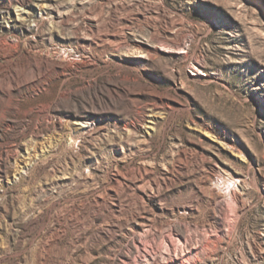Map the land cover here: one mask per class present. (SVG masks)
<instances>
[{
	"label": "rangeland",
	"instance_id": "obj_1",
	"mask_svg": "<svg viewBox=\"0 0 264 264\" xmlns=\"http://www.w3.org/2000/svg\"><path fill=\"white\" fill-rule=\"evenodd\" d=\"M0 264H264V0H0Z\"/></svg>",
	"mask_w": 264,
	"mask_h": 264
}]
</instances>
